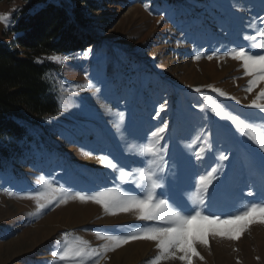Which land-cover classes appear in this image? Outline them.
<instances>
[{
  "label": "rangeland",
  "instance_id": "374dc122",
  "mask_svg": "<svg viewBox=\"0 0 264 264\" xmlns=\"http://www.w3.org/2000/svg\"><path fill=\"white\" fill-rule=\"evenodd\" d=\"M63 1L71 9L77 6L73 0ZM30 4L34 0L0 2V14H10L9 24L0 22V40L12 42L15 17ZM78 6L87 20L80 26L89 37L86 46L74 54L45 57L54 64L46 77L59 107L40 125H32L34 139L24 146L25 153L0 170V264H64L53 256L65 246L63 233H68V242L79 237L99 247L105 241L97 238V231L123 235L151 223L131 212L110 215L101 205L78 199L54 203L37 214L36 200L25 195L40 190L36 181L41 176L56 187L89 195L116 187L118 173L104 167L103 155L127 169L144 167L141 158L128 154L114 127L119 113L128 141L146 142L168 122L160 141L167 145L164 171L159 173L164 187L157 190L164 193L162 198L193 208L188 197L196 192V181L217 168L204 194V214L225 219L245 205L264 203V150L230 121L200 110L211 97L242 119L264 122V113L247 107L264 81L247 92L251 77L244 74L241 61L226 55L234 47L248 49L262 42L258 32L264 29V0H84ZM213 51L217 54L209 60ZM252 52L264 54V49ZM53 56L60 62L49 59ZM89 80L100 93L82 88ZM208 85L227 96H218ZM205 136L213 147L197 158ZM221 154L228 159L221 161ZM9 191L14 194L9 196ZM208 239V247L196 245L204 259L194 257L193 264H264V224H251L238 240ZM158 252L154 241L133 240L106 253L100 264H150ZM85 264H94V259ZM161 264L183 262L169 259Z\"/></svg>",
  "mask_w": 264,
  "mask_h": 264
},
{
  "label": "snow or ice",
  "instance_id": "6c2138e0",
  "mask_svg": "<svg viewBox=\"0 0 264 264\" xmlns=\"http://www.w3.org/2000/svg\"><path fill=\"white\" fill-rule=\"evenodd\" d=\"M18 10V9H17ZM0 22L6 25L10 23V14H0ZM262 42L253 44L246 49L243 46L234 47L226 51V55L242 62L244 74L251 77L247 82L246 91L251 93L253 89L264 81V54H253L252 48L264 49V29L258 32ZM245 40H255L256 37L245 36ZM92 50L89 49L85 55ZM217 54L213 51L207 58L211 60ZM49 59L60 62L59 56H53ZM194 59H200L195 56ZM87 75V74H86ZM81 87V86H77ZM82 88L84 90L95 89L100 93L101 89L89 80ZM212 92L218 96H227V93L212 85H208ZM201 93V88L195 89ZM203 95V93H201ZM230 99L236 100V97ZM258 100H264V88H261L256 99L252 100L247 107L259 109L264 113V103H258ZM239 103V101H236ZM166 107L160 105V111ZM201 112L210 111L221 120H228L231 125L242 135L248 137L259 149L264 150V122L257 123L242 119L239 115H234L226 109L225 106L216 102L211 97L205 98V104L200 105ZM159 115V112H157ZM264 119V118H262ZM119 124L114 125L121 139L126 142V151L132 157L141 158L144 167L122 166L121 163L114 162L108 155L100 157L101 163L105 168L112 169L118 173L117 186L105 188L102 191L87 194L82 191H72L64 186L56 187L50 178L41 176L36 183L40 185V190L28 192L25 195L30 199H35L37 203V214L56 203H67L69 199H78L80 201H93L102 206L104 211L110 215L119 213H135L139 221L151 222L137 227L129 234L109 235L102 231H97L98 239L105 241L99 247H91L87 241L77 237L75 242H68V233H63L65 237V246L62 250L53 252L60 262L68 264H85V260H93L94 264H100V260L105 257L109 251H113L123 244L133 240H149L156 243L158 254L152 258L150 264H161V261L169 259H178L183 264H193V258L198 257L203 260L204 257L197 251L196 245L205 247L209 245L208 237H221L228 240H238L240 236L248 230L251 224H264V203H251L245 205L244 210L237 215H229L221 219L219 215H207L201 210L205 206L204 194L208 191V186L215 179L214 173L217 168H212L207 175H200L196 181V192L188 197L190 203L194 206L189 208L186 205L177 204L171 198H162L163 192L158 189L164 187V152L167 145L163 147L160 141L164 139L163 133L168 127V122L164 121L162 127L152 131L146 142L128 141L126 129L123 127L124 116L119 113ZM212 143L207 136L204 137L203 145L196 153L200 158L206 149L211 150ZM92 155V152L86 153ZM221 161L227 160L226 155L221 154ZM127 169V170H126ZM261 186L264 187V168L260 171ZM125 186H128L127 188ZM14 193L9 191L8 195ZM253 195L251 191L247 193Z\"/></svg>",
  "mask_w": 264,
  "mask_h": 264
},
{
  "label": "trees",
  "instance_id": "16d2710c",
  "mask_svg": "<svg viewBox=\"0 0 264 264\" xmlns=\"http://www.w3.org/2000/svg\"><path fill=\"white\" fill-rule=\"evenodd\" d=\"M73 2L71 9L63 0H34L15 17L12 42L0 40V170L25 153L32 125L59 107L46 77L54 64L45 57L86 46L89 37L80 26L87 20L78 6L84 0Z\"/></svg>",
  "mask_w": 264,
  "mask_h": 264
}]
</instances>
